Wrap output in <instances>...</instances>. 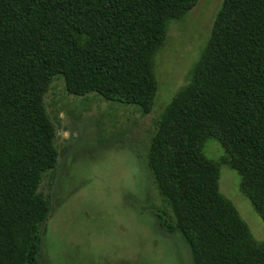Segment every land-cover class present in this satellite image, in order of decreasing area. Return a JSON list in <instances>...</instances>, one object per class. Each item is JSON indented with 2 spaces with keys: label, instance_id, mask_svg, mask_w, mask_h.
Returning a JSON list of instances; mask_svg holds the SVG:
<instances>
[{
  "label": "trees",
  "instance_id": "trees-1",
  "mask_svg": "<svg viewBox=\"0 0 264 264\" xmlns=\"http://www.w3.org/2000/svg\"><path fill=\"white\" fill-rule=\"evenodd\" d=\"M198 2L0 0V264H39L50 213L39 188L58 160L43 103L52 80L150 114L154 57L169 23ZM209 141L223 150L216 160ZM148 167L193 264H264V243L219 186L222 167L236 172L264 225V0H223L189 85L159 120Z\"/></svg>",
  "mask_w": 264,
  "mask_h": 264
},
{
  "label": "rangeland",
  "instance_id": "rangeland-1",
  "mask_svg": "<svg viewBox=\"0 0 264 264\" xmlns=\"http://www.w3.org/2000/svg\"><path fill=\"white\" fill-rule=\"evenodd\" d=\"M222 2L199 0L185 17L169 23L154 57L158 90L150 114L96 94L72 96L60 76L52 80L43 103L55 128L58 160L39 188L50 209L40 228L39 264H193L172 228L148 153L163 112L191 81ZM205 155L216 160L223 150L209 141ZM239 183L236 172L221 168L220 193L264 243V225Z\"/></svg>",
  "mask_w": 264,
  "mask_h": 264
}]
</instances>
